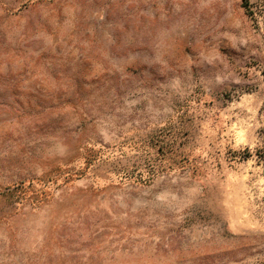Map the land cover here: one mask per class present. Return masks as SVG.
<instances>
[{"label":"rangeland","instance_id":"rangeland-1","mask_svg":"<svg viewBox=\"0 0 264 264\" xmlns=\"http://www.w3.org/2000/svg\"><path fill=\"white\" fill-rule=\"evenodd\" d=\"M0 0V264H264V0Z\"/></svg>","mask_w":264,"mask_h":264},{"label":"trees","instance_id":"trees-1","mask_svg":"<svg viewBox=\"0 0 264 264\" xmlns=\"http://www.w3.org/2000/svg\"><path fill=\"white\" fill-rule=\"evenodd\" d=\"M247 5H248L247 0H243V6H244V8L247 7Z\"/></svg>","mask_w":264,"mask_h":264}]
</instances>
